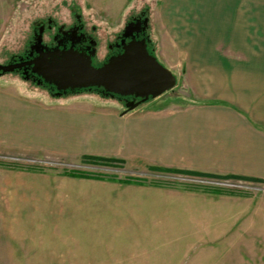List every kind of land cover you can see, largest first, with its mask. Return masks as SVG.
<instances>
[{"label": "rangeland", "instance_id": "obj_1", "mask_svg": "<svg viewBox=\"0 0 264 264\" xmlns=\"http://www.w3.org/2000/svg\"><path fill=\"white\" fill-rule=\"evenodd\" d=\"M164 1L0 0V64L19 61L40 32L43 43L53 44L56 36L77 28L95 50L92 64L99 66L120 52L116 44L125 26L141 18L147 21V47L162 65L173 67L176 84L136 108L195 104L172 35L183 32L189 43L190 36L201 30L213 34L224 30L227 10L222 6L228 0H213L220 21L200 28L195 0H175L193 4L189 7L163 6ZM43 84L27 79L21 69L0 72V90L24 97L91 98L120 110H125L129 98L95 87L55 96V87ZM14 157L19 160H10ZM0 162L34 171L46 188L49 182L57 187L54 197L40 200L42 204L38 200L37 205L58 211L36 215L34 223L45 225L39 235L52 239L30 248L34 253L43 243L42 253L51 254H33L28 257L32 261L23 264H264V180L259 178L227 177L140 159L67 161L1 149Z\"/></svg>", "mask_w": 264, "mask_h": 264}, {"label": "crops", "instance_id": "obj_2", "mask_svg": "<svg viewBox=\"0 0 264 264\" xmlns=\"http://www.w3.org/2000/svg\"><path fill=\"white\" fill-rule=\"evenodd\" d=\"M215 3L195 0L197 28L220 21ZM162 5L193 6L175 0ZM222 8L227 10L224 30H198L189 43L183 32L172 35L195 104H150L125 112L91 98L46 101L0 90V149L67 161L140 159L264 180V0H228ZM42 182L34 171L0 166V264L51 254L42 253L43 243L36 246L39 251L30 250L52 239L39 235L45 225L34 224L36 215L57 210L37 205L54 197L57 188Z\"/></svg>", "mask_w": 264, "mask_h": 264}, {"label": "water", "instance_id": "obj_3", "mask_svg": "<svg viewBox=\"0 0 264 264\" xmlns=\"http://www.w3.org/2000/svg\"><path fill=\"white\" fill-rule=\"evenodd\" d=\"M146 22H129L118 44L121 51L99 66L92 64L94 49L88 47V51H79L72 46L49 48L42 43L40 32L30 47V55L34 51L37 55L27 60L0 64V72L24 69L23 73L27 75L26 68L29 67L31 73L39 77L41 82L54 86L57 95L68 90L95 87L111 95L133 97L125 102L124 111H131L150 98H156L173 89L176 84L173 72L149 52L147 38H136V34L145 29Z\"/></svg>", "mask_w": 264, "mask_h": 264}, {"label": "flooded vegetation", "instance_id": "obj_4", "mask_svg": "<svg viewBox=\"0 0 264 264\" xmlns=\"http://www.w3.org/2000/svg\"><path fill=\"white\" fill-rule=\"evenodd\" d=\"M138 20L143 22V19H141V18H134L133 21H130V22H137ZM142 25H143V23H142ZM142 37H146L145 29L141 30L138 34H136V38H142ZM121 38H122V36H121ZM121 38H120V40H121ZM126 40H128V38ZM84 41L85 40H84L83 35H81L80 33H77V28H75V29L73 28V30L70 32V34L64 32L62 35H60L58 37L56 36L54 38L53 44L43 43V41H42V43L44 45L48 46L49 48H53L55 46H58L59 48H68V47L72 46L74 49H77L79 51H88V47L90 45H88ZM118 44H116V48L120 49V51H121V47L118 46ZM32 45L33 44H31L30 47ZM30 47H29L26 55L24 57H21L19 59V61L31 59L37 55L35 51L32 53V55H30V51H31ZM90 49H91V46H90ZM21 70L24 72V69H21ZM26 70H27V75H26L27 79L34 80L35 83L38 85H41V86L44 85L43 82L41 83V80L39 79V77H37L36 75L31 73V71L29 70V67H27ZM49 87H52V86L49 85ZM132 99H133V97H129L126 99L125 102L130 101ZM135 101H137V99H135Z\"/></svg>", "mask_w": 264, "mask_h": 264}, {"label": "trees", "instance_id": "obj_5", "mask_svg": "<svg viewBox=\"0 0 264 264\" xmlns=\"http://www.w3.org/2000/svg\"><path fill=\"white\" fill-rule=\"evenodd\" d=\"M148 50L151 54H153L150 49H149V45H148ZM49 88V87H48ZM97 90H100L99 88ZM106 93V92H105ZM84 159H100V160H107V159H114L116 161H119V162H123L122 160H119V159H116V158H104V157H101V158H98V157H93V156H85L83 157ZM0 166H3V162H0ZM227 176V175H226ZM227 177H237L236 175H228ZM259 180V179H258Z\"/></svg>", "mask_w": 264, "mask_h": 264}, {"label": "built area", "instance_id": "obj_6", "mask_svg": "<svg viewBox=\"0 0 264 264\" xmlns=\"http://www.w3.org/2000/svg\"><path fill=\"white\" fill-rule=\"evenodd\" d=\"M22 159H23L24 161H28L27 158H22ZM5 160H8V159H5ZM10 160H14V161L16 160V161H17V160H19V157H14V158H12V159L10 158Z\"/></svg>", "mask_w": 264, "mask_h": 264}]
</instances>
